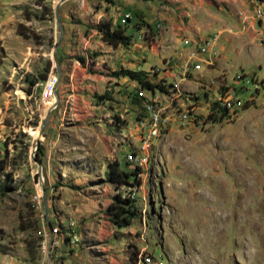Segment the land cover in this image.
<instances>
[{"label": "rangeland", "instance_id": "obj_1", "mask_svg": "<svg viewBox=\"0 0 264 264\" xmlns=\"http://www.w3.org/2000/svg\"><path fill=\"white\" fill-rule=\"evenodd\" d=\"M58 1L0 0V264H133L137 248L162 264H264V15L251 18L255 31H244L238 19L239 11L252 17L255 7L264 1L247 0L248 10H242L243 6L235 10L228 6V0H219L233 15L227 30L218 32L214 26L197 34L202 39L193 43L196 49L204 39L218 37L217 55L210 59L202 55L208 63L197 62L198 70L193 68L191 54L168 65L161 63L157 52L148 53L141 65L135 60L140 54L129 47L118 51L125 66L130 68L135 60L148 81L165 86V92L157 90L154 96L168 121L152 142L149 162L142 172L138 199L144 195L146 201L137 205L141 210L144 207V212L140 211L130 227L113 225V235L100 246L87 242L83 224L101 212L86 210L79 216L74 198L82 187L74 184L73 177L93 172L95 183L108 189L106 194L112 199L116 185L106 180L112 162L104 158V150L91 152L89 136L68 114L57 127L51 121L57 110L50 112L40 133L49 108L40 101L44 79L56 72L55 61L60 67L63 60L70 64L82 57L77 54L82 46L79 37L93 28L78 16L79 0L61 4L63 37L53 59V47L59 39L54 14ZM176 4L179 8L174 14L182 21L181 27L187 28L191 14L183 12L189 8ZM154 8V4L144 2L120 5L122 11L134 14H149ZM209 8L215 15V9ZM195 17L193 21L200 24H221L208 14ZM109 19L107 16L106 21ZM132 24L127 27L133 38L131 45L139 43ZM150 35L145 26L140 40L148 43ZM88 51L91 68L100 53ZM108 55L109 65L118 72L114 52ZM126 83L124 91L108 105L119 110L113 111L112 122L119 114L124 135L131 146H137L134 135L128 133L133 132L142 103L132 96L138 85ZM227 94L231 112L219 121H209L211 103ZM146 96L151 98L148 93ZM36 141L43 150L41 161L36 159ZM123 146L116 154L119 168L131 171L125 160L131 147ZM36 162L41 165L47 214ZM123 191H127L126 186ZM64 215L76 217L77 223L73 218L72 225L63 222ZM47 223L59 232L54 236L58 245L49 249V257L42 251L52 239ZM105 251L112 252L114 261Z\"/></svg>", "mask_w": 264, "mask_h": 264}, {"label": "crops", "instance_id": "obj_2", "mask_svg": "<svg viewBox=\"0 0 264 264\" xmlns=\"http://www.w3.org/2000/svg\"><path fill=\"white\" fill-rule=\"evenodd\" d=\"M223 1L225 2V0ZM245 1L247 3V0ZM245 1L228 0V6L235 10L243 6V8H241L242 10H248L250 6L249 3L245 5ZM123 2L127 4L134 2H144L146 4L152 3L155 5V8L150 9L149 14H144L143 12L134 14V12L122 11L120 9V5ZM218 2L219 0H217V2L213 0H79L78 16L82 21H84V23L89 22L92 24L93 28L89 29V34L87 33L84 34V36L79 37V43H82V46L81 50L78 51L77 54L82 56L81 58L84 59V64H81L78 60H73L70 64L67 60H63L60 63L61 71L59 86L57 89V106L53 110H57V114L51 118L52 124L60 127L63 125V117L68 114L70 117L79 122L81 132L89 136V140H91L90 142L92 144L91 152L93 153V150H104L106 152V156H104V158L112 163L116 162L118 164L116 154L119 148L124 147V144L131 147V149H134L135 146H131V141L126 138V134L124 135V128L120 127V121L123 120L119 114H116L118 115V118L116 117L115 119L116 122H112L113 111L119 112V110L114 109L115 107H110L108 105V101H111L113 98H117L120 90L122 92L124 91L122 89V85L124 83L126 85L128 84L126 82L133 83L134 85L132 84V86L134 87L137 86V83L126 77H120L118 78L119 81H117L114 77L110 76L112 72H116V69L111 64L109 65L107 58L110 56L108 54L114 52L116 63L118 65L117 70L122 68L133 71H143L141 70V65L144 63L143 60L146 59L145 56L148 53L155 54L156 52L158 53L156 56L161 59V63L166 61L165 63L171 65V61L178 59L176 61L177 63L183 57L189 56V54L196 50V47H193V43H197L200 41L199 39H202L201 36H199L202 35V32L206 30L209 31L211 27L214 26L218 27V32L221 30H227L229 27L228 20L232 18L233 14L226 11L227 8L220 5ZM161 3H164L165 5H161ZM176 3H180L181 7L189 8V12H183L186 13L187 16L191 14L189 17L190 25H188L187 28L185 26L181 27L182 21L178 19V14H174V9L179 8L176 6ZM209 7H213L215 9V15H211ZM239 12L238 19L244 28L243 30L248 31L251 29L252 31H255V23L253 22V19H251L254 17V12L252 17L245 11ZM183 13L181 12L179 15L184 16ZM207 14L209 17L212 16L215 22H221L220 26L219 23L215 24L212 22L213 24L210 25L207 23L200 24L199 22L193 21L196 18V15H198V17H204V15ZM125 15H129L125 24L127 27L133 22L132 28H134L137 15L138 17L141 16L146 24L149 25V28L147 27V29L150 31L151 35L149 37L150 40L148 39V43H145L146 40L143 41L138 38L139 43L133 42V45L129 47L133 53L137 55L140 54V56L135 58V60L138 59L141 63L140 68L135 66V60L130 62L131 69L120 62L118 51L122 50V47L118 46L113 48L106 45L101 40L100 33L97 30L100 22L106 21L107 16L110 19L106 22L110 21V27L113 28L116 24H121V20L125 17ZM243 16H246L247 19H244ZM140 22L141 21H139V23ZM225 22L227 24L226 26L223 24ZM85 28L86 26L82 25L81 30L86 32ZM144 29V26H140L139 29L134 28V30L138 32V37L141 33H143ZM94 36L97 37V41L93 40ZM183 39L190 40L187 41ZM88 50H95L100 53L93 59L92 64H90L91 68H89L87 62ZM88 52L91 55H94L93 51ZM53 72L57 74V71ZM114 83L119 84L121 87L118 88L117 85H113ZM128 91L129 89H126L125 93ZM150 93L154 94V92ZM131 105L133 108H136L135 104ZM118 126L119 128H117ZM135 133L136 129L134 125L133 132H129L128 135H134V139L136 140ZM121 136H124V138ZM82 148L84 150L87 147L82 146ZM73 178L75 179L74 184H78V186L82 187L81 190L78 191V196L74 198L75 206L77 207L76 209L79 214L86 210L89 213L95 212L96 210L101 212L98 215L95 213V217L92 218V220H86L83 224L85 227L84 234L87 242L91 245L100 246L105 241L110 239L115 230L112 229L114 226L113 224L111 225V222L109 221V215L106 211L105 213L103 211L107 210L111 202V195H109V198L108 194H106L108 189L102 187L99 183H95V179H93L95 178L93 172H88L82 176L77 175ZM63 188L64 187H60V190H63ZM79 216L83 215L81 214ZM87 217L90 216L87 215ZM72 218L77 223V218L73 216ZM72 218H67L64 215L61 220L63 222H69V224L72 225L74 224ZM134 248H137V246H134ZM142 249L143 248H137L136 250L140 253ZM107 250L109 252L108 247ZM105 252L106 257L110 261H114V255L112 252ZM138 255L136 257H138ZM136 260L137 259L133 261V264Z\"/></svg>", "mask_w": 264, "mask_h": 264}, {"label": "built area", "instance_id": "obj_3", "mask_svg": "<svg viewBox=\"0 0 264 264\" xmlns=\"http://www.w3.org/2000/svg\"><path fill=\"white\" fill-rule=\"evenodd\" d=\"M264 5L260 4L254 9V16L258 18H262L264 15ZM129 18V15H125V17L121 20V25L126 24V20ZM244 19H247L246 16H243ZM141 39V37H138ZM217 39L218 37L216 35L209 37L208 39H205L201 41V43L198 45L197 49L194 50L191 53V59H193V68L198 70L200 68V64H197V62L204 61L202 60V55H208V58H214L217 55ZM205 63H208V59L204 61ZM59 86V77L57 74H55L53 71H51L47 77L44 79L42 83V91L40 94V101L44 103H50V108H53L51 112L56 108V100H57V89ZM163 90L156 89L155 91L159 90L161 92H165L167 89L163 85ZM153 91V92H155ZM146 93L151 95V98L148 99L146 96ZM138 96L142 99V110L140 114L136 117L135 122V138L137 143V146L134 147V149H131L129 153L126 154V162L129 164V167L132 170L139 169V174L136 175L138 179L141 180L143 171L146 169V166L149 162L150 158V151L153 146L152 142L157 139L160 135V132L162 128L166 125L168 118L165 117L163 114L164 109L161 107V102L158 100L157 96H154V94H151L150 91L141 90L138 88ZM229 94L226 96H221L216 101H213L210 105L209 112L212 110V106L215 109L213 111H217L219 109H226V112L229 114L231 112V103L229 102ZM165 108V106H164ZM47 110V111H48ZM124 138V136H121ZM127 187V191H123V189ZM141 189L140 186H116L115 187V194H120L121 197H129L131 200H136V203L145 202L146 198L144 195L138 199V190ZM40 196V195H39ZM144 208V207H143ZM140 209V211H143ZM144 212V211H143ZM52 235L51 243L50 245H43L42 251L44 253H48L49 249L51 250L52 247H56L58 245V240L55 239V235L59 234L58 229L54 228L50 231ZM134 264H162L159 261H156L155 258L150 253H145L141 251L139 253L137 260Z\"/></svg>", "mask_w": 264, "mask_h": 264}, {"label": "trees", "instance_id": "obj_4", "mask_svg": "<svg viewBox=\"0 0 264 264\" xmlns=\"http://www.w3.org/2000/svg\"><path fill=\"white\" fill-rule=\"evenodd\" d=\"M139 17L138 15L136 16L137 20L134 24V28L139 29L140 26H146L149 28L148 24L142 23L144 21L139 23V21H141ZM97 30L100 33L101 40L108 46H111L113 48H116L118 46L122 48H128L132 44V36L127 34V25L116 24L115 27L111 28L110 21H102L97 27ZM78 61L81 64H84V60L81 57L78 58ZM113 77H126L129 80L135 81L138 85V88H140L141 90L150 92H153L156 89L163 90L160 84H154L148 81V79L146 78V73L142 71H133L121 68L118 72L113 73ZM138 88L136 89L134 95L132 94V96L134 97V99L136 98L138 99V101H141L142 99L137 94ZM211 108L212 110L207 115L209 121L216 122L224 118V116H227L226 109L221 108L217 111H213V109H215V105ZM42 151L43 150L41 146H39L36 154V159L39 161H41L40 155L42 154ZM126 165L127 167H129V164L127 162ZM139 173V169L123 171L119 168V165L114 162L108 165L106 171V180L110 184L116 185L118 187L123 185L138 187L140 186L141 181L136 177V175ZM106 213L109 215V221L111 222V224H113L117 228H127L132 225L133 220L140 214V208L137 205L136 200H131L129 199V197L123 198L120 194H115L114 196H112L111 203L109 204Z\"/></svg>", "mask_w": 264, "mask_h": 264}, {"label": "water", "instance_id": "obj_5", "mask_svg": "<svg viewBox=\"0 0 264 264\" xmlns=\"http://www.w3.org/2000/svg\"><path fill=\"white\" fill-rule=\"evenodd\" d=\"M66 1H68V0H59L58 3L55 5V8H54L55 19H56V22H57L58 27H59V39H58L57 43L54 45V47H53V51H52L53 59H55L54 58V53L57 50L59 44L61 43V40H62V37H63V28H62V25H61L60 19H59V7H60L61 4H63ZM54 67H55V69L57 71V74H58V77H59V80H60V69H59V65H58V63L56 61H55ZM55 103L57 105V100H56ZM52 109L53 108H50L47 111V113H46V119L44 120V123H43L42 127L40 128V133H42L45 125L47 124V119H48V116H49V114H50V112H51ZM38 147H39V142L36 141V143H35V151L37 150ZM36 163H37V166H38L37 167L38 168L37 173L39 174V184H40L39 187H40V190L42 191L43 206H44L45 213L47 214L48 208H47V202H46L45 195H44V187L40 183L42 181V177H41V165L38 162H36ZM47 226H48L49 229H51V225L49 223H47ZM49 252H50V250H49ZM49 252H48V257L50 256L49 255Z\"/></svg>", "mask_w": 264, "mask_h": 264}, {"label": "bare ground", "instance_id": "obj_6", "mask_svg": "<svg viewBox=\"0 0 264 264\" xmlns=\"http://www.w3.org/2000/svg\"><path fill=\"white\" fill-rule=\"evenodd\" d=\"M45 105H48L50 107V103H44Z\"/></svg>", "mask_w": 264, "mask_h": 264}]
</instances>
